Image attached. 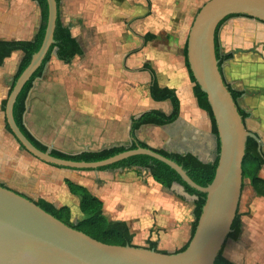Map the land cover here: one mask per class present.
I'll return each instance as SVG.
<instances>
[{
    "label": "crops",
    "instance_id": "0c3cea01",
    "mask_svg": "<svg viewBox=\"0 0 264 264\" xmlns=\"http://www.w3.org/2000/svg\"><path fill=\"white\" fill-rule=\"evenodd\" d=\"M30 1L23 0V7L22 0L14 1V6L21 8L6 17L0 4V41H31L35 37L40 25L36 28L31 18L20 17L22 8L24 14L31 11ZM64 1L60 3L61 21L71 28L84 55L66 64L53 54L27 101L24 121L31 134L50 149L69 154L129 146L134 119L152 111L167 116L174 111L170 100L152 97L151 88L157 83L160 89L175 94L179 117L165 126H142L137 139L152 149L191 154L205 164L213 163L218 141L210 115L195 97L186 55L196 17L190 13V0H144L128 13L129 28L104 21L74 27L61 16ZM93 12L95 16L106 10L99 7ZM219 42L225 54H234L225 65L224 76L235 91L243 93L239 107L249 114L246 128L259 137L264 154V24L244 17L229 19L219 31ZM17 53L21 52L13 53L0 67V185L35 202L45 200L57 208H70L71 220L77 224L85 216L80 199L66 184L72 182L102 201L110 221L128 223L135 240L156 242L167 253L185 248L192 238L197 198L183 185L174 183L166 188L155 181L150 170L141 167H55L21 149L6 130L2 109L10 94L9 82L13 83L23 57L21 53L19 64L11 69L9 64ZM260 178L264 180V167ZM242 205L245 215L240 213ZM239 213L241 238L234 248L227 251L226 247L224 256L233 263V255L236 264H264V197L251 185L246 198L241 197Z\"/></svg>",
    "mask_w": 264,
    "mask_h": 264
},
{
    "label": "water",
    "instance_id": "95a60500",
    "mask_svg": "<svg viewBox=\"0 0 264 264\" xmlns=\"http://www.w3.org/2000/svg\"><path fill=\"white\" fill-rule=\"evenodd\" d=\"M47 2L49 18L43 45L7 98L6 123L16 141L45 164L75 170H98L132 157L150 156L170 166L188 186L207 194V199L187 249L163 253L135 245L99 242L67 226L35 201L0 185V264H216L239 210L248 140L254 139L262 152L259 137L247 130L224 82L216 54V33L220 24L231 16H247L264 24V0H210L196 16L190 30L188 64L196 85L207 96L220 142L216 176L207 188L197 185L182 167L151 149L138 148L101 162L87 163L55 158L29 141L15 121L14 106L56 43L59 5L57 0Z\"/></svg>",
    "mask_w": 264,
    "mask_h": 264
},
{
    "label": "trees",
    "instance_id": "16d2710c",
    "mask_svg": "<svg viewBox=\"0 0 264 264\" xmlns=\"http://www.w3.org/2000/svg\"><path fill=\"white\" fill-rule=\"evenodd\" d=\"M31 1L37 3L41 11V24L35 37L31 41H7V40L0 41V67L4 65L7 59L12 57L13 53L21 52L23 54L18 72L14 77L10 93L13 87L15 86L16 81L30 65L33 56L36 53H38L39 50L41 49L46 35L48 18H49L48 2L47 0H31ZM57 2L59 5V19L57 22V29L55 32L56 43L55 45L52 46L42 67L34 74L32 79L26 84L14 106L15 121L19 126V128L21 129V131L24 133V135L37 149H39L43 153H49L51 156L55 158L67 160V161H73V162L95 163L110 159L116 155H119L121 153L130 150H136L138 148L151 149L154 152L164 156L165 158L175 162L180 167H182L184 171L188 174V176L200 187L203 188L209 187L215 179L216 171L219 165L220 142L218 140V129L212 113V109L207 100V96L201 91L200 87L196 85L195 79L193 78V75L190 71L189 64H188V68L190 71L192 81L195 83L194 94L198 101V105L202 110L206 111L210 115L212 121V131L218 141L217 157L213 163L205 164L201 162L197 157L191 154L180 155L175 153H168L164 150L152 149L149 145L145 144L144 142H140L137 139V131L142 126L145 125L165 126L174 123L179 117L180 105L175 94L168 89H160L157 83H154L151 88L152 97L157 101L170 100L173 103L174 111L170 116H167L166 114L159 111H152L150 113L144 114L139 119H134L132 121V130H131L133 142L129 146H115L110 149H106L98 152H83L80 154H69L58 150L50 149L46 145L39 142L31 134V132L27 129L24 121V117L27 112V101L30 93L34 88L35 82L43 77L45 69L49 64V62L51 61L53 54L56 52L58 59L66 64H70L76 57L84 55V50L80 42L72 35L71 28L65 26L61 21V17H60L61 0H57ZM236 17H244V18L252 19L247 16L238 15V16H231L227 18L225 21H223L218 27L216 33V54H217V59L219 61L220 71L224 78V82L226 86L229 88L234 98V101L236 102L239 108V112L245 122L249 117V114H247L239 107V99L241 98L243 93L235 91L233 87L227 82L224 76L225 65L234 58V54L233 53L225 54L222 51L219 42V31L221 27L229 19ZM186 55H187V51H186ZM187 61H188V57H187ZM6 104H7V100L3 101L2 109L4 112L6 110ZM6 130L10 134H12V131L10 127L7 125V123H6ZM20 147L22 150L25 151V149L21 145ZM119 167H141L148 169L150 170L155 181L166 188H171L174 183H179L183 185L190 196L197 198V201L195 203V210H194L195 223L193 225V231H192V237L194 236L199 219L202 214L203 207L205 206L206 203L207 194L201 193L191 188L183 181L180 175L170 166L150 156L140 155V156L132 157L128 160L107 167V169L119 168ZM263 167H264V154L260 151L259 144L254 139L250 138L247 143L246 157L243 161V190L245 188V181L248 180L250 182L251 187L256 192V194L258 196L264 197V180L260 178V171L263 169ZM66 184L71 194H73L74 196L80 199V209L82 214L85 216L82 222H79L77 224L72 222L71 211L70 208L68 207L57 208L56 206L46 202L45 200H39L36 202V204L39 207H41L43 210H45L47 213L51 214L52 216H54L55 218L66 224L67 226L76 229L80 232H83L84 234L90 236L91 238L99 242L114 246L133 245V240L135 235L132 233L128 223L110 221L104 215L103 212L104 205L102 201L94 197L84 187L78 186L69 181H67ZM242 228H243L242 216L240 215L238 210L236 219L232 226V233L229 235L228 241L229 240L233 242L239 241L242 235ZM148 244L149 246L147 248L150 250H156L159 252L167 253L166 251L160 250L159 245L156 242H149ZM188 245L178 252H182L186 250ZM226 245L227 243L225 244L223 251L221 252L219 257L217 258L216 264H234L224 256V250L226 248Z\"/></svg>",
    "mask_w": 264,
    "mask_h": 264
},
{
    "label": "rangeland",
    "instance_id": "374dc122",
    "mask_svg": "<svg viewBox=\"0 0 264 264\" xmlns=\"http://www.w3.org/2000/svg\"><path fill=\"white\" fill-rule=\"evenodd\" d=\"M14 1L16 2V0H3L2 3H0L2 6L1 8L5 9L3 11L5 14L4 15L5 17L9 13H11L12 10L14 9L18 10L21 8V7L19 8L18 6H14ZM143 1L144 0H65L64 2H62L63 4L61 5V16L65 21L67 20L74 27H82L83 24H86V23L91 24V23H95L96 21L97 22L104 21L107 24L122 23L124 28H129L132 21L128 13L131 15V11L141 6ZM209 1L210 0H190V3L192 4V7H193L190 13L193 12L192 15L197 16L200 10L202 9V7ZM23 3L24 2L22 0V7L24 5ZM30 4H31L30 6L31 11L29 13L27 12L26 14H24L26 11H25V8H22L20 17L22 20L31 18L30 22L34 23L36 28H38L39 25L41 24V11L37 3H34V2L32 3L30 1ZM31 7L33 8V10H35V12L32 10ZM99 7H103L104 11L106 10V13L94 16L93 11H95V9ZM112 9L114 10L113 12H112ZM5 17H1V20H3V18ZM90 33H94V31L91 30ZM21 55H22L21 53H17L15 55L14 60L9 64V67L11 69L13 66H15V68L17 67V65L19 64ZM11 85H12V82H9V88ZM216 157H217V152H214V159H216ZM249 186H250L249 181L248 180L245 181V188H244L243 195H242L244 199L246 198L248 194ZM7 187L10 188V186H7ZM244 210H245V206L242 205L240 213L243 215L246 214L244 213ZM133 245L144 247V248H147L149 246L148 242H140L135 239L133 240ZM234 245H235L234 242L229 240L226 246L227 251L234 248L232 247ZM159 249L163 250L166 248L161 245L159 246ZM225 252H226V248H225ZM231 258H232L231 260L233 261V263L236 264L238 259L236 257H233V255Z\"/></svg>",
    "mask_w": 264,
    "mask_h": 264
}]
</instances>
